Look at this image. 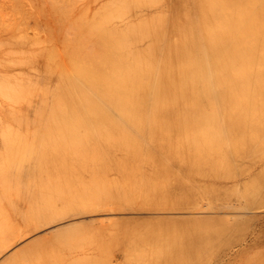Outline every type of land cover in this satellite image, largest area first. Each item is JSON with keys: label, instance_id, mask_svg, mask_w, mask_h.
Masks as SVG:
<instances>
[{"label": "rangeland", "instance_id": "374dc122", "mask_svg": "<svg viewBox=\"0 0 264 264\" xmlns=\"http://www.w3.org/2000/svg\"><path fill=\"white\" fill-rule=\"evenodd\" d=\"M92 1L93 0H75V1L74 0H70V1L69 0L67 1L66 0H0V172L2 171L1 173H4L3 176L0 173L1 174L0 176H2V178H0V187L1 185L3 186L6 185L5 189H3L4 188L3 186L1 187L2 190L0 189L2 191V192L0 191L1 192L0 193V196H1L0 198V220H1L0 222V264H264V113H262L264 112L263 111L264 110L263 109L264 108L263 107L264 98L263 99L260 98L259 103H257L260 105V102L262 101L263 103L262 111L260 112L259 110L261 107L260 108L256 107L259 109L257 110L254 109L255 111H253V114L256 111H258L256 112L258 113L257 116L260 115L258 118L256 117V115H254L256 117V118L254 117L255 119L253 118V116L250 115L251 111L249 112V110L248 111L246 110L247 112L245 111V114H244L245 118L243 117V115L239 116V114H241L239 113V111L238 112L236 111L237 113H235L234 112L235 110H233L234 114H232L233 112L230 111L231 110L230 107L228 109L229 112L227 111V114H226V112L223 111V109L225 110L224 107H226L227 105L226 106L222 105L223 102L220 101L222 99H217V97L216 99L214 98L213 105L211 103L212 100H208L209 103H211L209 104L210 107L214 106V104L217 103V105L215 104L214 107H211V112L208 111L210 110L209 109L210 107L207 108L208 106L207 100H202L204 104H205V101L207 103V106L206 104L205 105L202 104V107L204 105L207 109H204L205 111H199L195 109V111L197 112V115H196V112H193V115H192L191 113L192 111L187 112V113L184 112L186 114L189 113V115H185V114L183 115L182 113H181L182 115H180V113L176 114L173 112L172 113L167 112L164 115L163 114L160 115V114H150L149 112L148 113L149 116H146L148 115L147 114L148 111H146L145 114H143V112L140 114L138 112H137L138 114L135 112V115L133 114L134 116L125 115L124 117L123 115L120 116L119 114H116L113 111H110L108 114L107 113H103L102 115L99 114L98 115L99 117H97V115L85 114L84 118H87L85 122L89 121L90 123L89 125H91L88 127L86 123L87 128L84 126L87 129L86 130L84 128L86 130L85 136L90 137L89 134L91 131V134L94 137H96L95 135L99 137L100 135L99 132H101L102 135H104L103 133L106 134L108 132L109 137H110V133L112 131L114 134L111 133L113 135H111L112 138L110 139L114 140L115 136L116 137L119 136L118 138L115 137V139L121 140L124 137V140L128 141L125 143V141L122 140L124 144H127L128 146L130 144L129 147L128 146H124V147L126 149L135 150V152H137V155L124 156V152L121 149L116 148V150L113 149V155L111 154L112 156L110 155L105 156L103 153H100L99 149H98L99 153L96 154L97 152L95 151L99 147L97 145L96 146L91 145L87 147L89 153L87 151L83 152L84 150H87L86 147H83L85 148L82 151V153H85V154H82L83 158L81 157V153H80L81 152L80 150L82 148L78 150L80 151L79 156L82 159L80 157H77L76 160H72L70 158L72 156L74 157L76 155L78 156V154L76 155L73 154L69 156V154H72V153H68L69 150L71 151V149H69V146H71L70 143L74 142L75 140L77 142H80L78 139L79 136H83L84 139L86 140L85 136L81 135L83 134V131H85L82 128L83 126L79 125L81 129L78 126H76L81 131L77 129L76 127L70 128V126L73 125L74 117H71L73 113L69 114V110H67L69 109L68 107L69 105L65 101V94L63 93L64 89L62 88V84L65 83L66 82L65 79L68 78V77H64V73L66 72L65 70L66 69L68 70L69 66L72 64V61H71L70 65L67 68V65L71 59L69 56L70 54L69 53L70 52L69 51V48H70L69 41L71 40L73 36L72 34L73 32L71 33L72 31L71 29H74V28H70L69 26L71 25L70 20H75L76 19L75 17L78 16L77 20H75V21H78L79 18L82 19L81 13L84 12L82 14L84 15L87 12L86 15L90 13L89 14L90 17H88L89 15L86 17H88L90 20L92 19L93 21L94 18H96L95 16L96 15L98 16V14L102 12L103 7L105 6L107 7V4L111 5L112 4L111 2H113V0H110V1L109 0H103V1L94 0L93 2ZM99 1H101V3ZM117 1H114V2L117 3ZM119 1L121 3L126 2L127 5L129 4L127 6L126 3L125 5L121 4L120 2L117 3V5L120 4L119 8L122 5L120 10L122 9L127 10L125 12H129V15L127 14L128 15L127 16L124 11L123 13L122 11H120V13L118 12L120 14L119 16H118V13H116L118 18H113L116 16L113 13L112 14L113 17L109 18L108 21L110 22L111 21L110 19H113V22L114 21L115 22L114 23L112 22V23L116 25V28L121 25L120 26V28L122 27L121 30L125 28L123 24L121 23L125 24L126 21H129V23L127 22L128 24H125L126 26V25H129L131 21V24H130L131 26L129 25L127 26L128 28L127 27L126 28L128 30H131L132 27H133L132 30L135 28V30H133L134 31L133 33L134 34L137 33V36L139 35L138 36L139 39L136 40L135 38L136 42L138 41L140 42V47L141 45L142 46L145 44L148 45L149 46L148 49H150V45L152 44H150L151 41L150 43L149 42L147 43V41H149L150 37L152 36L154 37V35H157V34L159 35L160 33V32H155V30L157 31L156 27L158 26V23L159 25L161 24L163 25V26L161 25V28L163 27L162 29L159 26L160 30L158 29V31L162 30L161 33L162 34L165 33L162 39L166 38V40L165 41L162 40L161 42L162 44H160V45H164L163 42H167L169 38L167 36L171 37L176 32V30H173V29L172 30L174 33L172 32V30L170 31V27H169V26H173L175 23L174 21L175 18H173L174 16L178 14L177 17L179 16L181 19L184 18L182 20L186 22L189 20V17H190L191 21L189 20V22H191V25L193 26V23H194L195 26L196 25L198 26L200 23L196 24V22H199L197 21L196 18L199 19L200 17L199 12L202 11V9L204 8L202 6H201L202 8L197 6V8L199 9L197 8H195L196 10L193 9V7H196L197 5L194 2V0H187V2L184 3L186 4L187 7L185 8L184 7L185 5L182 4L178 9L173 7L171 0H168V1L167 0H164V1L156 0L157 2H159L158 4L153 3V0H148V3H150L149 5H151V3L153 4L151 5L152 7L148 5L147 0H142V1L139 0V2L141 1L140 5L137 0H126V1L119 0ZM143 1L146 3V4L144 3L145 5H142ZM166 2H167L168 7L166 6ZM160 3H162V5ZM257 3H258V0H257ZM131 4L133 5L131 6V8L133 7L134 11L130 10ZM50 5H53V6H50ZM55 5L56 7H54ZM97 5H100V7L101 6L102 7L100 8ZM117 5H115V7H117ZM146 5L149 6V9L146 8L147 7ZM257 5H259L258 7H260L259 3ZM257 5H255V7ZM49 7L52 12L50 11ZM60 7L62 9H60ZM106 7L104 9H106ZM205 7L210 8L208 4H206ZM255 7H254V4H253V7L251 5V9H252L251 11H254L253 8L255 9ZM209 8L208 9L206 8L207 11L212 10ZM158 9L159 10L161 9L160 10L161 13H159ZM181 9H183L182 10L183 13ZM187 10L189 11L188 13L190 14V16L188 15ZM203 11L205 10L203 9ZM221 11L227 13V11L223 9ZM156 12H158L159 15ZM195 12H197L196 13V15L198 14L197 16L195 15ZM213 12H214L213 14L216 15L215 11ZM91 13H92V16H93V13L94 14L97 13V14L93 16L94 18H92ZM131 13L133 17L130 16ZM133 13L136 14V16ZM152 13L154 14L156 13L155 15L157 16H154V14L151 15ZM167 13L169 14V16ZM173 13L176 15H174ZM61 14L65 15L67 18L65 19V17ZM78 14L80 15V17ZM139 14L140 15L145 14L143 15V17L145 16V18H142V16H140ZM160 14L162 15V17L160 16ZM181 14H184V15H181ZM185 14H187V16ZM221 14L224 17V14L223 13ZM252 14L254 16V13ZM50 15H52L51 19H50ZM121 15H122V18H121ZM170 15L171 16L173 15L172 16L173 20L171 19ZM249 15H251V12L249 13ZM262 16L261 18H258V19L263 18L261 20L263 21V23L257 18H255L256 23L254 22L253 19L251 21H248V24H251V26L253 25V30L251 29L252 27L250 26L251 27L250 30L252 33L251 35L254 36L255 33H257L258 30L256 29L257 27L260 26V24H263L261 26L264 27V16L263 17ZM138 17H140V19ZM150 17L154 18L155 22H154V19L152 18L150 19ZM158 17L159 19L160 18L162 19L161 22L159 21ZM225 17H227V14ZM250 17L254 18L252 16ZM168 18L174 21V23L171 21L173 25H170L172 23L170 22V19ZM122 19L123 21L124 20L126 21L123 22ZM136 19L137 20L139 19L138 21L140 23L141 21H143L141 23L142 25L136 24L137 22ZM66 20L69 23L66 22ZM118 20L120 22H117ZM182 20L178 21L179 24H182ZM109 22L107 23L109 24L108 26L110 27L113 24L110 22L112 24L110 25ZM189 22H187V24L190 25ZM107 23H106V26H107ZM132 23L136 24L134 26L139 25L137 27H139L140 29L137 30L136 29L137 27L132 26L133 25ZM155 23H157L156 26H155ZM183 23L185 24V22ZM165 24H166V27L164 29ZM115 25L113 26L115 27ZM140 25L143 29L140 27ZM241 26H242V23L240 24V27L239 26L238 27L241 29L242 28L244 29V26L246 25H244L243 27ZM67 27L69 28V30ZM198 27L200 28V25ZM198 27L196 28V30L199 29ZM146 28L148 31L146 30ZM229 28L230 27H228V29ZM239 28H235V30L237 29L239 31ZM128 30L125 29L124 30L125 33L123 32L121 35L122 36L125 35ZM142 30L144 32H142ZM237 30L234 33L238 32ZM117 31H119L118 33L120 35L121 31L120 30H117ZM168 31L172 32L170 33L171 35L170 34L167 35ZM261 31L264 32L263 30ZM140 32L142 34H140ZM151 32H154L153 35L150 34ZM177 32L175 33V36ZM207 32L209 33L210 30ZM211 32L214 33L213 31ZM262 32L260 33L262 34ZM130 33L131 35H133L132 31ZM130 33L128 31L126 35ZM143 33H145L147 36L149 34V37H147ZM187 33L189 32L187 31L185 33L187 36L186 38L188 37L190 38V35L189 34L187 35ZM229 33L232 34L230 31ZM260 33L258 32V34L256 35H260ZM199 34H201L200 30H199ZM241 34H244V33H241ZM248 34L250 33H247V35ZM140 35L141 36L143 35L144 38L141 37ZM175 36L174 37L172 36L173 41L175 40ZM132 37H134V35ZM247 37L248 36H245V39ZM141 39H143L142 42H141ZM133 40H130V41H133ZM152 40H154V38ZM173 41L170 40L169 42H173ZM134 42L133 43L131 42V43L134 44ZM138 43H135V45L139 46ZM88 46L89 48L91 47V45H88ZM148 46H145L146 48L145 47H142V48L147 49ZM59 47L62 49H60ZM133 48L136 49L135 46ZM230 48L233 49L232 47ZM56 49H58L59 51ZM236 49L240 50L239 47ZM137 51L139 50L137 49L136 52ZM58 52H60L61 54L62 53L64 54L61 55ZM157 53L160 54L161 51L160 53L159 51L156 52V57H158ZM50 54H51V57H50ZM66 54H68V57ZM52 55H54L55 57H53ZM66 57L68 59L70 58L68 63L65 60L67 59ZM161 57H158V59H160ZM49 60L50 62H48ZM52 62L55 63V65L57 63L58 68H59L58 66L59 63L61 66L63 63L62 69L59 68L60 70H62V71L59 70L60 75L62 74L61 76H59L58 68L55 69L54 67H52V66H55V65H52ZM236 64H233L234 66L233 65L230 66V69H228V71H231V72H229V74H232V71H234L233 69H235L236 67H239L238 66L239 64L238 65ZM156 65H157V62H156ZM48 67H51V68L49 69ZM260 67L261 66H259L258 68L261 69L262 67L261 68ZM254 68L255 66L253 67V69L251 68L252 71H250V73L252 72L253 74V71L256 70ZM51 69L53 70L52 73L50 71ZM70 69L71 68H69V72H68L69 75L71 73ZM236 69L235 71H238V69L240 70V68H236ZM210 70L213 71L214 69L213 70L209 69L208 72H211ZM56 71H57V74L55 73ZM65 74H66L65 76H69L67 72ZM246 74H249V73L247 72ZM251 76L252 75H248L247 76L248 78L246 77V81H247V82L245 81L246 83L237 82L236 84L239 87L235 84V86L237 87V89L236 88L235 89L238 90V88L242 87L244 84H246L245 86L246 88L248 87L250 89L251 87V91H252V88L254 87V86L252 87L251 84H254V85L257 84L255 88L257 87L259 89L258 86H261L263 89L264 82L261 83L259 80V82L257 83L255 82L256 83L255 84L252 82V79L254 78V76H252V79H249L251 78ZM56 80L58 82H56L55 85L57 83L58 84L54 86V82ZM261 80L264 81V79H261ZM248 82H250V84ZM210 83L212 84L211 81ZM258 83L259 84L261 83V85H258ZM31 84L32 86H30ZM41 85H42V91H40ZM58 85H60L59 89L56 88L55 90V87H58ZM212 85H209L210 88L213 87L215 90L216 85L214 86ZM231 85L234 86V84H230V86ZM232 86H231V89H232ZM261 87L259 91L263 92L264 89L262 90ZM39 88L40 90H38ZM57 89H58V92H60L62 95V99L60 100L61 102L59 101V97L61 95L58 97L55 96L56 98L55 97L53 98L52 96L57 93ZM243 89H241L240 92L238 91L239 92V94H237L238 96L242 94L241 92L244 91ZM33 92H35L37 96H35ZM32 93L34 94V96ZM248 93H249L248 97H250L249 96L251 93L250 90ZM42 94H44V96ZM259 94H262V93H258V95ZM242 96H239V97H242ZM42 97H44L43 100L46 98L47 99L44 101L43 100L41 101V99L39 98H42ZM251 97H253V95ZM258 97L259 96L256 97V102L258 101L257 100ZM262 97H264V94ZM227 98L228 97H226L225 99ZM242 98H241V103L244 101L242 100ZM55 99L57 103H60V105H62L61 103H63L62 106H65L64 108H66V110L63 107L59 108L58 110H64V112L67 111L65 115L69 114L71 116H65L63 111L61 112L57 111V113H60V114L58 117H55L54 115H58V114H56V111H54V109L52 111L50 109V114H49L48 108H52L51 105L53 104ZM237 99L236 101L234 99H230V101H227V102H229L232 106L231 100H233L232 102L239 103L237 102ZM249 99L247 98V100ZM38 100H40V102L42 103V104L40 103L41 107L39 106V103H37ZM33 101L35 102L36 105L33 104L34 103ZM57 103L54 106L59 107L60 105L58 106ZM201 103L199 102L200 106H201ZM229 103L228 105L230 106ZM37 104H38V107H40L41 111L43 107H45V111L43 110L44 112L42 111L41 113L39 112L40 111L39 110L38 111L39 113H37L36 112V110L38 109V107H36ZM237 105L235 104L234 106H237ZM240 105L238 107L242 109ZM46 106H48V108H46ZM213 109L214 110L216 109L215 112H213L214 111ZM45 112H46V115H45ZM52 112L53 114L55 113L53 115L55 119L52 118L51 116ZM198 112L201 115H199ZM34 113H36L37 116L40 115L41 113L42 118H41V115L40 117L39 116L37 117L36 114ZM61 113L63 116H61ZM203 113H205L206 115ZM211 113H213L214 115ZM228 113H231V114H228ZM21 115L23 116L22 118H21ZM26 115L28 117H26ZM75 115H77V117L75 116L77 121L79 119H80V122L85 120L83 118L84 116L83 114H80V115L75 114ZM50 116L53 120L50 118ZM92 116H95V117H92ZM128 116L129 117L131 116L132 118H129ZM135 116L136 118L133 121V118ZM160 116H162L161 117L162 120L165 121L163 124L161 120L160 122L158 120V119H161ZM80 117L83 118V120ZM102 117L104 118L105 121L106 119L107 121L109 120L108 122L106 121L107 123L106 127L109 128L110 125L108 123H110L111 129H105L106 127L103 126L105 125V123L103 122ZM152 117H155L154 120ZM227 117L228 118L230 117V119L227 120L228 119ZM241 117L242 119L244 118V120L246 121L241 120ZM33 118L35 119V121ZM39 118L41 119V121ZM57 118H61L62 120L61 119L57 120ZM137 118L139 122H142V120L144 119L145 121L144 120L143 121L145 122V124L147 122L148 123L150 122V118H152V121L158 120V122L160 123L158 126L161 128V129L158 128V130L160 132L162 131L160 134L163 137V141L164 140L167 141L169 138L170 141H168L169 143L166 142V144L168 143V145H171V146L173 145L172 144L173 142L174 145L178 147L176 143L179 140L181 141V145H182L183 144L182 142H188L189 140L194 139V137L197 140L200 139L199 141L202 140L201 142L205 146V144L206 145L208 144L205 143L204 139H206V141H209V139L212 138L210 142L214 140V144H212L211 146L213 147L216 146L213 148V151L212 149L211 150L209 149L210 152H212L211 155L213 158L209 154L201 153V156L197 157L196 155V158L194 159L195 155L194 156L192 155L193 152H190V151H187V152L184 151L185 153L180 152L181 150L179 149L180 150L179 151L178 148L177 147L175 148V146L173 145V149H174L173 154L179 155L181 159L180 160H175L173 158L169 159L170 157L166 156L167 154L165 155V153H167L165 152L167 151L166 147L161 150L157 148L156 149L153 148L150 142L148 143V141L147 142L145 141L146 137L144 138L143 134L140 135V132H138L139 134H137V130L133 129L132 123L129 124L128 119H130V121H133L134 123H137ZM36 119L37 120L39 119L38 120L39 122H37ZM96 119H97L96 122H98L99 124H101L100 122L104 124L98 126V123L95 122ZM60 120L63 124L60 123ZM92 120L94 121V125H93ZM111 120L113 122L119 121L117 122L118 124L114 122L118 126L117 125L114 126L111 123L112 122ZM239 120H241V122ZM22 121H23V124H22ZM50 121L52 125L49 124ZM77 121H74V122L76 123ZM260 121L262 123H260ZM44 122L49 124V126L47 124L45 125ZM70 122H72V124ZM168 122L170 123L168 124ZM257 122L260 124H258ZM119 123L122 125L124 124L123 125L124 127H121L122 125L119 126ZM171 123L173 124L175 123V125L173 124L171 125L174 129L170 126ZM60 124L62 125L60 126ZM229 124L231 126L233 124L235 128L231 127ZM235 124H237V126H235ZM25 125L26 126L28 125V126L26 127ZM34 125L37 131L33 129ZM68 125L69 127L67 128ZM75 125H78V123ZM112 125L114 129L112 128ZM175 126L177 128H175ZM61 127L62 128L64 127V128L62 129ZM93 127L95 129V132H93L94 131ZM95 127H97V129H99L100 131L99 132L98 130L96 131ZM98 127H101V129H103L104 132H102L101 129ZM239 127L240 128L242 127V128L240 129ZM37 128H40V129H37ZM75 128L79 130L81 134L78 131L74 132L76 130ZM91 128L93 129V131L91 130ZM28 129H30V131ZM61 129L63 131L66 129V131L62 132ZM67 129H69V131ZM123 129L127 132L128 131L130 132V130L133 129L131 133H134V134L132 135L130 133L132 136L129 137L130 134L128 135L127 132H123ZM231 129L232 131L230 132L229 130ZM158 130L156 132H158ZM43 131L44 133L46 132L47 133L44 135ZM58 131H60V133ZM48 132H51V133H48ZM34 133H35V136H34ZM76 133L77 134L79 133L80 135L78 134L74 138V135ZM108 133L106 134L107 136H108ZM48 134L52 135L51 138ZM64 134L66 135L74 134V135H70L71 137L69 135H67L68 137L67 136L64 137L63 136ZM43 135L46 137H44ZM54 135L55 137L58 136L57 138H59V140L56 138V141H55ZM60 135H62L64 139L61 138ZM134 135L136 138L134 137ZM127 136L128 138H126ZM213 136H215L216 138L214 137L215 139H213ZM83 137H80L81 141L83 140ZM138 137H140V140ZM43 138H44V142H45V139L48 142L45 144H49L50 146L51 144H54L56 146V143H59L58 146L61 145L60 150L63 149L65 151L66 149L67 151H65L64 154L62 155L63 151L60 153V151L57 150L58 154L55 155L56 151L55 153L54 151L46 152V151H43L42 149L39 151L38 150L39 148H38L36 149L37 150L36 154H34L35 152L33 153L34 150H32V153H33L32 154L30 148L35 149V147L37 148L39 144L44 143L42 142ZM65 138L67 140H65ZM68 138L71 140H69ZM131 138L133 140H130ZM220 138H222L221 141H220ZM27 139L29 140L27 141ZM49 139L51 140V144L49 143ZM72 139L74 141H72ZM60 141L62 142L61 144H60ZM64 141L65 142L67 141L65 146H64ZM141 141L142 142L145 141V142L142 143ZM180 141L178 143H180ZM219 141L220 143L221 142L222 143L220 144ZM229 141L231 145L238 141L239 142L241 141L242 143L239 144L238 142L237 149L234 148L236 146L235 144L233 148L236 149V151L232 152L231 150L233 148L230 147ZM36 142H39V143H36ZM246 142H247V145H245ZM145 143L149 144V146L145 145ZM124 144L122 143V146ZM133 144H135V146H132ZM88 145H89V142H88ZM42 146L48 147V145H44V144L40 145V147ZM50 146H49V150H51ZM146 146L151 148L150 151L153 150V152H155L153 157H150L148 154H146L147 153ZM21 147L23 148L22 149L23 153H20ZM206 148L205 150L207 152L208 148L207 149ZM27 149L28 151L26 152ZM72 149H75V148L72 147ZM76 150L74 151L78 153V151ZM40 152L43 154L42 155L40 154L39 156H37ZM26 153L28 154L26 155ZM21 154L23 155L24 158L21 156ZM15 155L20 158L18 157L16 158ZM164 155L165 157L162 159ZM26 156L27 157L30 156L27 158L28 159L27 161L25 160ZM32 156H33V159L31 158ZM102 156L104 158H102ZM115 156L119 157L120 161ZM38 157L40 159V163L42 166H43L42 160L44 159V163L46 165V169H45L46 172H44L45 174L41 173L44 171V169L43 171L40 170L41 171L40 173L38 170H37L38 173L35 170L36 175L34 174L32 175V172L34 170L32 171L30 169H32L33 164L37 162L36 158ZM166 157H169V158H166ZM15 159L16 160L18 159V162ZM24 160L28 163H26ZM14 162L18 166H20L22 163L24 165L23 166L24 169L22 168L21 170L20 168L17 170L16 168H19V167H17L14 164ZM31 162L33 163L32 165H30ZM12 163L14 166H16V168H14V166L11 165ZM24 163H26L27 165ZM7 164L9 167L7 166ZM27 166H28V169H27ZM42 166H41V169L44 167ZM54 166H56L57 169H55L56 167ZM248 166L250 168H248ZM5 167L7 170H9V172L5 169ZM4 169L6 170L7 174L4 172ZM25 169H26V173L23 171ZM19 170L22 171V172L20 171L22 174L25 173L29 175V177L27 175L26 176L23 175L22 177ZM30 173H31V177H30ZM12 174L15 176H13ZM5 175H7L6 178L9 175V179L11 178L10 181L14 183L8 181V178L6 180V183H2L1 180L3 179V177H5ZM16 175H18L17 179H16L17 177ZM41 175L43 176L40 177ZM47 175H49V177ZM57 175L59 177V179H57V186L55 185L56 187L49 194V190H50L49 187H51L54 183H56L55 178ZM33 176H36V177L33 178ZM46 176H47V179H46ZM20 179H22V181ZM48 179H50L51 182L48 181L46 183L45 181H47ZM4 180L5 179H3V181ZM24 181L25 183L28 182V184L26 185ZM36 181L37 183H40V184L38 185ZM9 183H11V185ZM43 183L44 185L48 183L50 184L48 185L49 187L45 185V187H48L49 189L48 192H45V191L39 192L42 189L47 190V188L45 187L42 188ZM32 184L33 186L35 184L36 186V187L34 186L35 189H32L33 186L29 187V185H32ZM103 184L104 186H102ZM22 185H24L25 187H23ZM60 187L61 188L63 187V190L65 189L64 191L66 193L63 192V190ZM102 187H105V189H103ZM59 188L61 192L59 191ZM66 188L70 189L68 190L70 194L67 192ZM94 188L96 189L98 188L99 190L98 189L96 190ZM101 189L102 191L104 190L103 191L104 193L106 192L105 197ZM108 189H110L109 192H108ZM116 190L118 191L116 192ZM129 190H131V192ZM62 192L63 194H61ZM98 192L100 193L102 192V193L100 194ZM32 194L35 197L32 196ZM46 194L47 196L49 195L50 197L49 196L47 197ZM59 194L61 195V197L58 196ZM43 195H45L48 198V202H46L47 199ZM54 195H57L58 197L56 196L54 198ZM39 199H40L41 204L39 203ZM43 201L46 202V204ZM64 202H66L67 206L65 205ZM32 204H35V206L37 205L35 209L33 208L34 206ZM64 207H67V208H64ZM71 208L74 210H72ZM55 211L57 212L55 213ZM28 243L30 245L27 248L26 246L28 245ZM25 244H26L25 246L26 248L22 249V246H24ZM160 244H162L163 246ZM17 248L21 249V251L19 250V252L14 253L17 250ZM129 255H131V257H129Z\"/></svg>", "mask_w": 264, "mask_h": 264}, {"label": "bare ground", "instance_id": "6f19581e", "mask_svg": "<svg viewBox=\"0 0 264 264\" xmlns=\"http://www.w3.org/2000/svg\"><path fill=\"white\" fill-rule=\"evenodd\" d=\"M67 1V0H66ZM70 1V0H69ZM75 1V0H74ZM94 1V0H93ZM92 1V2H93ZM103 1V0H102ZM110 1V0H109ZM114 1H117V0H113V2H111L110 4L111 5H108L107 4V7H106V9H104L105 7H103V9H102V12L100 13V14H98V16L96 15V14H94L93 13V16H95L96 18H94L93 16H92V13H91V17L92 18H94V20L92 21V19L90 20L88 17H90V13L88 14V15H86V13L84 14V15H82L83 13H81V16H82V19L81 18H79L80 19V21H79V19H78V21H75V20H77V17H75L74 19L75 20H70V18H69V20H70V24L71 25H69L70 26V28H74V29H71L72 31H71V33L73 34V36H72V38H71V40L69 41L70 43V48H69V56H70V61H69V59L67 58L68 57V54H66L67 55V59H65L66 61H67V63H68V61H69V63H68V65H67V63H66V65H67V68H68V66L70 65V63H71V61H72V66L70 65L69 66V68H71L70 69V75L68 74V72H69V68H68V70L66 69H64L66 72H67V74L69 75V76H65L66 74V72L64 73V77H68V78H64L65 80H66V82L65 83H63L62 84V88L64 89V94H65V101H66V103L69 105H67L68 107H69V109H67V110H69V114L70 113H73L72 114V116L71 115H65V113H67V111H65L64 112V110H58L59 108H64L65 106H62L63 105V103H61L62 105H60V103H57V101H56V99H55V101L53 102V100H52V102H53V106L51 105V107L52 108H48V106H46V108H48V110H49V114H50V109H51V111L54 109V111H56V114H58V115H54L53 114V112H52V114H51V116H52V118H54L53 117V115L55 116V117H58L59 116V114L60 113H57V111L59 112H61V111H63L64 112V115L65 116H71V117H74V121H77L76 120V117H77V115H75V114H83L84 116H83V118L85 117V114H90V115H97V117H99L98 115L100 114V115H102L103 113H109L110 111H113V112H115L116 114H119L120 116L121 115H123V117L125 116V115H135V112L137 113H142L143 112V114H145L146 113V111H148L147 112V114L150 112V114H166L167 112H173V113H180V115H189V113L188 114H186L187 112H190V111H192L191 113H192V115H193V112H196L195 111V109H197V110H199V111H205L204 109H207V108H209L210 106H209V104H211L212 103V105H213V100H214V98L216 99V97H217V99H222V100H220L221 102H223V104L222 105H227L226 107H224L225 108V110L223 109V111H225L226 112V114H227V111H228V109H229V107L231 108V112H233V110H235L234 112L235 113H237L238 111H239V113H241V114H239V116H241V115H243V117L245 116L244 114H245V111L247 110H249V112L251 111V113H250V115L251 116H253V118L255 117L254 115H256V117L258 118L259 116H257V114L258 113H256V112H258V111H256L254 114H253V111H255V110H257V109H259L260 107V112L262 111V106H263V103H262V99L264 98V97H262L263 96V94H264V91L263 92H260L259 90H260V87L261 86H258L259 87V89L256 87L255 88V86H257V82H259V80H260V82L262 83V82H264V81H262L261 79H264L263 77V75H264V32H262L261 30H263L264 31V27L263 26H261V25H263V24H260V26L259 27H257V29L256 30H258L257 31V33H255V35L253 36V35H251L252 33H251V30H250V28L253 30V25L251 26V24H248V21H251L252 19L254 20V22L256 23V19L255 18H261V16L263 15L264 16V0H258V3L260 4V7H258L259 5H257L258 3H257V0H194V2L197 4L196 5V7H193V9H195V8H197V6L198 7H200V8H202V7H204L203 9L205 10V11H203V9H202V11H200L199 12V19L198 18H196L197 19V21H199V22H196V24H199L200 25V28L196 25L195 26V24L193 23V26L191 25V22H189V20H190V14L188 13L189 11L187 10V13H188V17H189V20H188V18H187V22H189L190 23V25L189 24H187V22L186 21H184V20H182V19H184V18H180L179 16V18L177 17V15L176 14H174V15H176V16H174L173 18H175V23H174V21H172L173 20V18H172V16H171V19L170 18H168V19H170V22L172 21L173 23H174V25H173V23L172 24H170V25H173V26H169L170 27V31L173 29V30H176V32L177 31H179V32H177V34H176V36H175V33L173 32V30H172V32L174 33L172 36L174 37L175 36V40L173 41L172 39H173V37L171 38L170 36H167V37H169L168 38V40H167V42H163V44L164 45H160V44H162L161 42H162V40H166V38L164 39H162V37H163V35L165 34L164 32V34H162L161 33V31H158V29L160 30V28H161V25H159V23H158V26L156 27V29H157V31L155 30V28H154V30H155V32H160L159 33V35L157 36V35H154V40H152L153 38L152 37H150V39H149V41H147V40H145V41H147V43L149 42L150 43V41H151V43L150 44H152V45H150V49H148L149 48V46L148 45H141V47H140V42L138 43V42H136V40L137 39H139L138 38V36H137V33H133L134 31L133 30H135V28L132 30V28H131V30H128L127 28V26H129L130 24H131V21H130V24L129 25H126L125 26V24H128L129 23V21H126V20H124L123 21V19H122V21L123 22H125L126 21V23L124 24V23H121V24H123V26L125 27H123L124 29H122L121 30V28H120V26H118L117 28H116V25L115 24H113L114 22H113V19H110L111 21V23L113 24V25H115V27L108 21V19L109 18H112L113 16H112V14L114 13V15H116L115 17H113V18H118V16L120 15L119 13H120V11H122V13H123V11L125 12V11H127V10H120V8H121V6H120V8H119V5H117V3H119L120 1L118 0L117 1V3L116 2H114ZM121 1H126V0H121ZM138 2H139V0H137ZM136 1V2H137ZM142 1V0H141ZM140 1V2H141ZM162 1V0H161ZM164 1V0H163ZM168 1V0H167ZM62 2H64V1H62ZM91 2V3H92ZM100 3H101V1H99ZM135 2V3H136ZM140 2H139V5H140ZM171 2H172V4H173V7H175L176 9H178L182 4H184V3H186L187 2V0H171ZM193 2V1H192ZM60 3V2H59ZM67 3V2H66ZM107 3H109V2H107ZM115 3V4H114ZM121 3V2H120ZM126 3V2H125ZM125 3H121V4H123V5H125ZM134 3V4H135ZM143 4L142 5H145L146 3L143 1L142 2ZM145 3V4H144ZM147 3H148V0H147ZM153 3H159V2H157L156 0H155V2H154V0H153ZM257 3V4H256ZM65 4V3H64ZM90 4V3H89ZM99 4V3H98ZM106 4V3H105ZM132 4H133V2H132ZM130 5V10H133V7L131 8V6H133V5ZM150 3H148V5H149ZM161 5H162V3H160ZM163 4H165V3H163ZM171 4V3H170ZM206 4H208L209 6H210V8L209 7H205V5ZM253 4H254V7H255V5H257L256 7H255V9L253 8V10L254 11H251L252 9H251V5H252V7H253ZM54 5V4H53ZM53 5H50V6H53ZM67 5V4H66ZM65 5V6H66ZM84 5V4H83ZM101 5V4H100ZM100 5H97L98 7H100ZM115 5H117V7H115ZM126 5H127V3H126ZM129 5V4H128ZM127 5V6H128ZM141 5V6H142ZM151 5H153L152 3H151ZM151 5H149V6H151ZM160 5V6H161ZM185 5V6H184ZM183 6L186 8L187 6H186V4H184ZM193 5H195V4H193ZM126 6V7H127ZM135 6V5H134ZM136 6H138V5H136ZM147 6V5H146ZM149 6H147L146 8H148L149 9ZM156 6V5H155ZM165 6V5H164ZM166 6H167V2H166ZM189 6V5H188ZM202 6V7H201ZM54 7H56V5L54 6ZM67 7V6H66ZM80 7V6H79ZM86 7H88V6H86ZM102 7V6H101ZM100 7V8H101ZM152 7V6H151ZM150 7V8H151ZM168 7V6H167ZM52 8V7H51ZM77 8V7H76ZM85 8V7H84ZM123 8V7H122ZM124 8H125V6H124ZM135 8V7H134ZM137 8V7H136ZM145 8V7H144ZM185 8H184V10H185ZM209 8V9H212L213 11H215V13H216V15L215 14H213L214 12L212 11V10H209L210 11V13H209V11H207V9ZM49 9H50V7H49ZM59 9V8H58ZM60 9H62L61 7H60ZM64 9V8H63ZM68 9V8H67ZM70 9V8H69ZM139 9H141V8H139ZM164 9H165V7H164ZM188 9V8H187ZM190 9V8H189ZM197 9H199V8H197ZM223 9V10H225V11H227V13L226 12H223V11H221V10ZM87 10H88V8H87ZM87 10H85V11H87ZM91 10H92V8H91ZM91 10H90V12H91ZM105 10V11H104ZM159 10V9H158ZM161 10V9H160ZM160 10H159V13H161L160 12ZM183 9H181V11H182ZM196 10V9H195ZM194 10V11H195ZM217 10V11H216ZM219 10H220V12H219ZM49 11V10H48ZM50 11H51V9H50ZM72 11V10H71ZM74 11H76V10H74ZM73 11V12H74ZM98 11V10H97ZM128 11H129V9H128ZM134 11V10H133ZM138 11V10H137ZM142 11V10H141ZM141 11H140V13H141ZM157 11V10H156ZM165 11V10H164ZM163 11V12H164ZM177 11V10H176ZM175 11V12H176ZM52 12V11H51ZM92 12H94V11H92ZM119 12V13H118ZM136 12V11H135ZM154 12H155V10H154ZM166 12V11H165ZM186 12V11H185ZM184 12V13H185ZM251 12V15H249V13ZM50 13V12H49ZM56 13H58V12H56ZM61 13H62V11H61ZM75 13V12H74ZM78 13V12H77ZM76 13V14H77ZM116 13H118V16H117V14ZM121 13V14H122ZM156 13H158V12H156ZM155 13V14H156ZM159 13H158V15H159ZM170 13V12H169ZM182 13H183V11H182ZM196 13L197 12H195V15H196ZM221 13H226L227 14V17H225L226 16V14H224V17H223V15L221 14ZM252 13H254V16H253V14ZM125 14L127 15H129V12H125ZM124 14V15H125ZM134 14V13H133ZM154 13H152L151 15H153ZM154 14V16H157V15H155ZM168 14V13H167ZM219 16H218V15ZM61 15H63V14H61ZM68 15V14H67ZM71 15V14H70ZM79 15V14H78ZM123 15V16H124ZM127 15V16H128ZM135 16H136V14H134ZM140 15V14H139ZM143 15H145V14H143ZM143 15H140V16H142V18H145V16L143 17ZM181 15H184V14H181ZM186 16H187V14H185ZM193 15V14H192ZM198 15V14H197ZM196 15V16H197ZM222 15V16H221ZM48 16H49V14H48ZM52 15H50V19L52 18L51 17ZM55 16V15H54ZM64 17H65V19L67 18L65 15H63ZM69 16V15H68ZM74 16V15H73ZM86 16H88V17H86ZM111 16V17H110ZM131 17H133L132 16V13H131V15H130ZM148 16V15H147ZM153 16V17H154ZM160 16L162 17V15L160 14ZM167 16V15H166ZM168 16H169V14H168ZM167 16V17H168ZM214 16V17H213ZM217 16V17H216ZM250 16H252V17H254V18H251ZM262 16V17H263ZM57 17V16H56ZM79 17H80V15H79ZM149 17V16H148ZM147 17V18H148ZM89 20H88V19ZM121 18H122V15H121ZM120 18V19H121ZM128 18H130V17H128ZM137 18V17H136ZM139 19H140V17H138ZM152 17H150V19H151ZM119 19V20H120ZM126 19H127V17H126ZM138 19V20H139ZM152 19H154V18H152ZM158 19H159V17H158ZM263 19V18H262ZM262 19H258V20H262ZM54 20V19H53ZM117 20V19H116ZM117 21V22H120V21ZM130 20V19H129ZM137 20V19H136ZM137 20V22H136V24H141L143 21H141V23L139 22ZM144 20V19H143ZM157 20V19H156ZM180 20H182V24H179V22L178 21H180ZM194 20V19H193ZM55 21V20H54ZM133 21V20H132ZM135 21V20H134ZM150 21V20H149ZM159 21L161 22L162 21V19L160 18L159 19ZM166 21H167V19H166ZM165 21V22H166ZM191 21V20H190ZM259 21V22H260ZM50 22V21H49ZM66 22H68L67 20H66ZM107 22H109L110 23V25H112V26H108L109 24L107 23ZM128 22V23H127ZM139 22V23H138ZM145 22V21H144ZM152 22V21H151ZM154 22H155V19H154ZM177 22H178V24H177ZM183 22H185V24L183 23ZM253 22V23H254ZM262 23H263V21H261ZM260 22V23H261ZM51 23V22H50ZM52 23H53V21H52ZM69 23V22H68ZM67 23V24H68ZM106 23H107V26H106ZM147 23V22H146ZM164 23V22H163ZM181 23V22H180ZM236 23H238V24H236ZM242 23V26L241 27H243L244 25H246V26H244V29L242 28H239L240 27V24ZM133 25L132 26H134V25H136L135 23H132ZM150 24V23H149ZM156 24L157 23H155V26H156ZM234 24V25H233ZM244 24V25H243ZM258 24V23H257ZM256 24V25H257ZM118 25V24H117ZM142 25V24H141ZM141 25H140V27H141ZM144 25V24H143ZM255 25V26H256ZM131 26V25H130ZM137 26H139V25H137ZM137 26H134V27H137ZM145 26H146V24H145ZM149 26V25H148ZM153 26V25H152ZM159 26H160V28H159ZM163 26V25H162ZM232 27L230 30L228 29V27ZM235 26V27H234ZM239 26V27H238ZM251 26V27H250ZM127 27V28H126ZM154 27V26H153ZM165 27H166V24H165V26H164V29H165ZM199 28V29H197L196 30V28ZM234 27V28H233ZM248 27V28H247ZM68 28V27H67ZM113 28V29H112ZM115 28H116V30H115ZM119 28V29H118ZM142 28V27H141ZM148 28V27H147ZM147 28H146V30H147ZM150 28V27H149ZM163 28V27H162ZM161 28V29H162ZM235 28H239V31L238 32H236V33H234L236 30H235ZM128 30L129 31V33L132 31V34L134 35V37H132L133 35H131V33L130 34H128V35H126L127 33H128V31H127V33L125 34V35H121L123 32H124V30ZM137 30L138 29H140L139 27H137L136 28ZM143 29V28H142ZM215 31H214V30ZM216 29H218V30H216ZM241 29V30H240ZM68 30H69V28H68ZM117 30H120L121 32H120V35H119V31H117ZM136 30V31H137ZM154 30H152V31H154ZM168 30H169V28H168ZM199 30H200V33L202 34H199ZM202 30V31H201ZM210 30V32L211 31H213L214 33H208L207 31H209ZM66 31V30H65ZM135 31V32H136ZM148 31V30H147ZM189 32V33H187V35L189 34L190 35V38L188 39V38H186L187 36H186V32ZM229 31L232 33V34H230L229 33ZM233 31V32H232ZM249 31V32H248ZM75 32V33H74ZM142 32H144L143 30H142ZM172 32H169L168 31V34L167 35H169L170 33H172ZM185 32V33H184ZM244 33V34H241V33ZM258 32L260 33V32H262V34L260 33V35H256V34H258ZM125 33V32H124ZM147 33V32H146ZM153 33L154 32H151L150 34L151 35H153ZM179 33V34H178ZM240 33V34H239ZM247 33H250V34H248L247 35ZM67 34V33H66ZM140 34H142L141 32H140ZM143 34H145V33H143ZM146 35V34H145ZM144 35V36H145ZM171 35V34H170ZM201 35V36H200ZM69 36V35H68ZM141 36V35H140ZM147 36V35H146ZM145 36V37H146ZM245 36H248L246 39H245ZM251 36V37H250ZM141 37H143V35L141 36ZM147 37H149V34H148V36ZM146 37V38H147ZM156 37V38H155ZM128 38V39H127ZM135 38H136V40H135ZM144 38V37H143ZM152 38V39H151ZM64 39V38H63ZM66 39V38H65ZM135 40V42H134V40ZM204 41H202V40ZM130 40H133V41H130ZM142 40L143 39H141V42H142ZM173 41V42H169V41ZM254 40V41H253ZM258 40H259V42H258ZM67 41V40H66ZM154 41V42H153ZM203 42V44H202V42ZM134 42V44H132V43ZM135 43H138L139 44V46L138 45H135ZM142 44V43H141ZM144 44V43H143ZM88 45H91V47L89 48V46ZM54 46V45H53ZM56 46V45H55ZM66 46V45H65ZM64 46V47H65ZM135 46V48L136 49H134L133 47ZM145 46H148L147 47V49H145L146 47ZM233 46H235V47H233ZM88 47V48H87ZM140 49H139V48ZM142 47H145V48H142ZM152 47V48H151ZM230 47H232L233 49H231ZM240 48V50L239 49H236V48ZM55 48V47H54ZM60 48V47H59ZM247 48H249V49H247ZM60 49H62V48H60ZM64 49H66V48H64ZM93 49V50H92ZM139 50V51H137L136 52V50ZM231 49V50H230ZM56 50H58V49H56ZM55 50V51H56ZM135 50V51H134ZM59 51V50H58ZM63 51V50H62ZM159 51V53H160V51H161V53L160 54H158V57H161L160 59H158V57H156V52H158ZM154 52H155V54H154ZM58 53H60V52H58ZM64 53H65V51H64ZM64 53H62V54H64ZM55 54H57V53H55ZM61 54V53H60ZM61 54V55H62ZM53 57H55L54 55H52ZM60 56V55H59ZM50 57H51V54H50ZM61 58V57H60ZM52 59V58H51ZM50 59V60H51ZM50 60L48 61V62H50ZM53 60V59H52ZM60 60V59H59ZM54 61V60H53ZM55 62V61H54ZM56 62H57V60H56ZM62 62V61H61ZM156 62H157V65H156ZM65 63V62H64ZM237 63V64H236ZM233 64H236V65H238L239 67H236V68H240V70L238 69V71H235V69H233L234 71H232V74H229V72H231V71H228V69H230V66L231 65H233ZM52 65H55V63H53L52 62ZM51 65V66H52ZM49 66V65H48ZM59 68L60 69H62V66H63V63H62V66L60 65V63H59ZM61 66V67H60ZM234 66V65H233ZM232 66V67H233ZM255 66V68L254 69H256L255 71H257V72H255V71H253V74H252V72L250 73V71H252V69H253V67ZM257 66V67H256ZM259 66H261L262 68H263V70H262V68L261 69H259L258 67ZM52 67H54L55 69L56 68H58L57 67V63H56V65L55 66H52ZM49 69L51 68V67H48ZM58 68V73L60 72V71H62V70H60ZM74 68V69H73ZM252 68V69H251ZM46 69V68H45ZM209 69H214L213 71H211V72H208L209 71ZM47 70V69H46ZM60 70V71H59ZM73 70V71H72ZM217 70V71H216ZM237 70V69H236ZM249 70V71H248ZM262 72H261V71ZM45 71V70H44ZM51 71V73H52V69L50 70ZM260 71V72H259ZM48 72V71H47ZM249 73V74H246V73ZM56 74H57V71L55 72ZM63 73V72H62ZM255 73V74H254ZM45 75V74H44ZM62 75V74H61ZM60 75V73H59V76H61ZM248 75H252V76H254V81H253V79H252V76H251V78H249V79H252V82L253 83H255L256 85H254V84H251L252 85V91H251V87H250V89L247 87H245L246 86V84H244L242 87L244 88H242V87H240L241 89H243L242 91L243 92H241L242 94L241 95H239V96H242V97H239L237 94H239V92H240V88H238V90H236L237 89V87L235 86V84L238 82H245L246 81V77L248 76ZM58 77V76H57ZM56 77V78H57ZM61 78V77H60ZM59 78V79H60ZM248 78V77H247ZM38 79V78H37ZM22 80V79H21ZM47 80V79H46ZM63 80V79H62ZM248 80V79H247ZM30 81V80H29ZM61 81V80H60ZM210 81L212 82V84L210 83ZM250 81V80H249ZM26 82V81H25ZM56 82H58L57 80L54 82V86H56L55 85V83ZM214 82V83H213ZM247 82V81H246ZM245 82V83H246ZM251 82V81H250ZM250 82H248L249 84H250ZM36 83V82H35ZM38 83V82H37ZM261 83L259 84L258 83V85H261ZM60 84V83H59ZM230 84H234V86H232V89H231V86H230ZM35 85V84H34ZM40 85V84H39ZM43 85V84H42ZM42 85L40 86V88H41V90H40V88L38 89V90H40V91H42ZM46 85V84H45ZM209 85H212V86H214V85H216L215 87V90H214V88L213 87H211L210 88V86ZM237 85V84H236ZM264 85V84H263ZM30 86H32V84L30 85ZM238 86V85H237ZM29 87V86H28ZM59 87H60V85H58V87H55V90H56V88H58L59 89ZM234 87V88H233ZM239 87V86H238ZM38 88V87H37ZM45 88V87H44ZM50 88V87H49ZM61 88V89H62ZM236 88V89H235ZM28 89V88H27ZM31 89V88H30ZM35 89V88H34ZM47 89H48V87H47ZM54 89V88H53ZM58 89H57V93L55 94V95H52L53 96V98L56 96V97H58V96H60L61 95V93L60 92H58ZM212 89V90H211ZM246 89V90H245ZM255 89V90H254ZM261 89H262V87H261ZM264 89V88H263ZM262 89V90H263ZM36 90V89H35ZM51 90V89H50ZM248 90V91H247ZM249 90H250V97H248V92H249ZM261 90V91H262ZM27 91V90H26ZM63 91V90H62ZM239 91V92H238ZM257 93H256V92ZM36 92V91H35ZM35 92H33L34 94H35ZM53 92H54V90H53ZM246 92H247V94H246ZM255 92V93H254ZM32 93V94H33ZM258 93H262V94H259L258 95ZM34 94H33V96H34ZM39 94H40V92H39ZM246 94V95H245ZM255 94H257V95H255ZM43 96H44V94H42ZM253 95V97H251ZM260 95H261V97H260ZM30 96V95H29ZM35 96H37L36 94H35ZM257 96H259L258 98H257V102H256V97ZM55 97V98H56ZM226 97H228L227 99H225ZM231 97V98H230ZM234 97V98H233ZM28 98V97H27ZM43 98L44 97H42V98H39V99H41V101L43 100ZM46 98V97H45ZM50 98H51V96H50ZM52 98V99H53ZM234 99L235 101H236V99H237V102H239V103H235V102H232L233 100H231V103H232V106H231V104L229 103V102H227V101H230V99ZM236 98V99H235ZM241 98H242V100H244L242 103H241ZM247 98L249 99V100H247ZM260 98H262L260 101V105L259 104H257V103H259V99ZM25 99V98H24ZM47 99V98H46ZM46 99H44V100H46ZM62 99V95L59 97V101ZM226 101H225V100ZM229 99V100H228ZM254 99V100H253ZM43 100V101H44ZM49 100V99H48ZM202 100H207V102H208V106H207V103H206V101H205V104H206V106H207V108L204 106L205 104H204V102H202ZM208 100H212L211 101V103H209V101ZM224 100V101H223ZM240 100V101H239ZM246 100H247V102H246ZM30 101V100H29ZM255 101V102H254ZM34 102V101H33ZM61 102V101H60ZM64 102V101H63ZM199 102L201 103V106L199 105ZM216 102V101H215ZM37 103H39V106L41 107V105H40V100H38L37 101ZM45 103H47V102H45ZM44 103V104H45ZM56 103H57V105L59 106V107H57V106H54V105H56ZM228 103L230 104V106L228 105ZM34 105H36L35 104V102L33 103ZM42 104V103H41ZM65 104V103H64ZM202 104H204L203 105V107H205V108H203L202 107ZM216 105H217V103H215ZM215 104H214V106H215ZM237 105V106H234V105ZM256 104V105H255ZM29 105H30V103H29ZM46 105V104H45ZM241 106L242 107V109L240 108V107H238V106ZM255 105V106H254ZM258 105V106H257ZM33 106V105H32ZM214 106H211V107H214ZM34 107V106H33ZM36 107H38V104H37V106ZM40 107H38V109L36 110V112L37 113H39V112H41L42 113V111L44 110L45 111V107H43V109H42V111L40 110ZM54 107V108H53ZM211 107L209 108L210 110H208V111H210L211 112ZM238 107V108H237ZM255 107V108H254ZM256 107H259V108H256ZM264 107V106H263ZM35 108V107H34ZM200 108V109H199ZM218 108H220V107H218ZM237 108V109H236ZM36 109V108H35ZM56 109V110H55ZM65 110H66V108H64ZM239 109H241V110H239ZM244 109V110H243ZM255 109V110H254ZM264 109V108H263ZM40 110V111H39ZM70 110H71V112H70ZM214 110V109H213ZM216 110V109H215ZM215 110L213 111V112H215ZM243 110V111H242ZM39 111V112H38ZM43 111V112H44ZM140 111V112H139ZM237 111V112H236ZM240 111H242V112H240ZM246 111V112H247ZM264 111V110H263ZM46 112H47V110H46ZM46 112H45V115H46ZM184 112H186V113H184ZM229 112V111H228ZM234 112L232 113V114H234ZM260 112H259V114H260ZM41 113H40V115H41ZM137 113V114H138ZM182 113V114H181ZM202 113V112H201ZM207 113V112H206ZM217 113V112H216ZM262 113H264V112H262ZM261 113V114H262ZM34 114H36V113H34ZM49 114H48V116H49ZM198 114L199 115H201L199 112H198ZM203 114H205V113H203ZM211 114H213V113H211ZM224 114V113H223ZM228 114H231V113H228ZM247 114V113H246ZM40 115H38L39 117H40ZM44 115V116H45ZM78 115V116H79ZM110 115V114H109ZM112 115V114H111ZM133 115V116H134ZM142 115V114H141ZM191 115V114H190ZM196 115H197V112H196ZM206 115V114H205ZM214 115V114H213ZM36 116H37V114H36ZM37 116V117H38ZM51 116H50V118H51ZM61 116H63L62 115V113H61ZM76 116V117H75ZM117 116V115H116ZM146 116H149V114L148 115H146ZM153 116V115H152ZM179 116V115H178ZM216 116V115H215ZM218 116V115H217ZM249 116V115H248ZM23 116L21 115V118H22ZM26 117H28L27 115H26ZM35 117V116H34ZM92 117H95V116H92ZM107 117V116H106ZM129 117V116H128ZM140 117V116H139ZM143 117V116H142ZM150 117H151V115H150ZM162 116H160V118H161ZM165 117V116H164ZM163 117V118H164ZM226 117V116H225ZM255 117V118H256ZM41 118H42V115H41ZM44 118H46V117H44ZM51 118V119H52ZM81 118V117H80ZM83 118H81L82 120H83ZM103 118V117H102ZM127 118V117H126ZM129 118H132L131 116L129 117ZM136 118V116L133 118V121H134V119ZM144 118V117H143ZM153 118V120H154V118L155 117H152ZM152 118H150V122L148 123H146L145 124V120L143 121L142 120V122H139L138 121V118H137V123H134L133 121H130V119H128V121H129V124H131L132 123V126H133V129H135V130H137V134H139L138 132H140V135H144V138L146 139L145 141L147 142L148 141V143L150 142V144H152V146H153V148H157V149H163V148H167V151H165V152H167V153H165V155L166 156H169V157H166V158H169V159H171V158H173V159H175V160H180L181 159V157L179 156V155H175V154H173L174 152V149H173V145H174V143L172 142V146L171 145H168V141H170L169 140V138H168V140L166 141V140H164L163 141V137L161 136V132L158 130V128H160L158 125L160 124L159 122H160V120L162 121V124L165 122V121H163L162 120V118L161 119H158L159 120V122H158V120L157 121H152ZM228 118V117H227ZM245 118V117H244ZM244 118L242 119V117H241V120H243V121H246V120H244ZM254 118V119H255ZM26 119V118H25ZM24 119V120H25ZM34 119V118H33ZM40 119V118H39ZM38 119V120H39ZM47 119H48V117H47ZM51 119H49V120H51ZM55 119V118H54ZM59 119H61V118H57V120H59ZM85 120L84 121H82V122H80V119L75 123L74 121H73V125H71L70 126V128L72 127H76V126H78L79 127V125L80 126H83L82 128H83V130H85L86 128H87V126H86V123H87V125H88V127L89 126H91V125H89L90 123H89V121L88 122H85L86 121V119L87 118H84ZM99 119H101V118H99ZM98 119V120H99ZM124 119V118H123ZM123 119H122V121H123ZM140 119V118H139ZM230 119V117L227 119V120H229ZM236 119H237V117H236ZM239 119H240V117H239ZM37 120V119H36ZM37 120V122H39ZM44 120V119H43ZM53 120V119H52ZM62 120V119H61ZM61 120H60V123H62L61 122ZM103 120V122L105 123V125H103L104 127H106L107 126V123H106V121H107V119H106V121L104 120V118L102 119ZM118 120V119H117ZM156 120V119H155ZM241 120H239L240 122H241ZM27 121V120H26ZM25 121V122H26ZM34 121H35V119H34ZM40 121H41V119H40ZM70 121H72V120H70ZM93 121V120H92ZM97 121V119L95 120V122ZM109 121V120H108ZM107 121V122H108ZM112 121V120H111ZM110 121V122H111ZM217 121H218V119H217ZM234 121V120H233ZM233 121H231V122H233ZM250 121V120H249ZM248 121V122H249ZM258 121V120H257ZM115 122V121H114ZM113 121L111 122L114 126H116L118 123L117 122H119V121H117V122H115V123H117V124H115ZM126 122V121H125ZM166 122H167V120H166ZM212 122V121H211ZM214 122V121H213ZM227 122V121H226ZM251 122H253V121H251ZM251 122H250V124H251ZM27 123V122H26ZM35 123V122H34ZM43 123V122H42ZM41 123V124H42ZM45 123V122H44ZM47 123H48V121H47ZM47 123H45V125L47 124ZM53 123H54V121H53ZM57 123V122H56ZM58 123H59V121H58ZM71 124H72V122H70ZM78 123V125H75V124H77ZM96 123H98V122H96ZM101 124H99L98 123V126H100V125H102V124H104V123H102V122H100ZM170 122H168V124H169ZM219 123V122H218ZM222 123V122H221ZM228 123H229V121H228ZM233 123H235V122H233ZM258 123V122H257ZM260 123H262L261 121H260ZM260 123H258V124H260ZM22 124H23V121H22ZM28 124V123H27ZM33 124V123H32ZM49 124L50 125H52V123H51V121L49 122ZM49 124H47L48 126H49ZM63 124V123H62ZM62 124H60V126L62 125ZM66 124H67V122H66ZM109 125V128L108 127H106L105 129H111L110 127H111V124L110 123H108ZM173 123H171L170 124V126L172 125ZM177 124H178V122H177ZM38 125H39V123H38ZM43 125V124H42ZM58 125V124H57ZM75 125V126H74ZM93 125H94V121H93ZM113 125H112V128H113ZM120 125H122V124H120L119 123V126ZM124 125V124H123ZM121 126V127H124V126ZM147 125V126H146ZM173 125H175V123L173 124ZM228 125V124H227ZM230 125V124H229ZM244 125V124H243ZM26 126V125H25ZM28 126V125H27ZM26 126V127H27ZM86 128H85V127ZM95 126H97V125H95ZM118 126V125H117ZM125 126H126V124H125ZM177 126V125H176ZM175 126V128H177ZM231 126V125H230ZM235 126H237V124H235ZM254 126V125H253ZM33 127V126H32ZM31 127V128H32ZM45 127V126H44ZM44 127H42V128H44ZM47 127V126H46ZM54 127H55V125H54ZM69 127V125L67 126V128ZM78 127H76L77 129H79ZM172 127V126H171ZM218 127V126H217ZM231 127H234L233 126V124H232V126ZM48 128V127H47ZM62 128V127H61ZM64 128V127H63ZM62 128V129H63ZM66 128V127H65ZM75 128V129H76ZM85 128V129H84ZM96 128V131L98 130V132L100 131L99 129H97V127H95ZM98 128H100L101 129V127H98ZM173 128V127H172ZM235 128V127H234ZM240 128V127H239ZM238 128V129H239ZM242 128V127H241ZM240 128V129H241ZM258 128V127H257ZM33 129H35V125H34V128ZM37 129H40V128H37ZM61 129V130H62ZM74 129V130H75ZM73 130L74 132H76V131H78V132H80L81 130V128L79 129V130ZM90 129V128H89ZM93 129H94V127H93ZM93 129L91 128V130L93 131ZM114 129V128H113ZM125 129V128H124ZM123 129V132H127V131H125ZM133 129L132 130H130V132L128 131L127 132V134L129 135L130 133H131V131H133ZM161 129V128H160ZM174 129V128H173ZM239 129V130H240ZM29 131H30V129H28ZM36 130V129H35ZM43 130V129H42ZM45 130V129H44ZM68 131H69V129H67ZM87 130V129H86ZM86 130L85 131H83V134H81V132H80V134L81 135H86ZM122 130V129H121ZM134 130V131H135ZM158 130V132H156ZM236 130V129H235ZM37 131V130H36ZM64 131H66V129L64 130ZM63 130H62V132H64ZM71 131V130H70ZM90 131V130H89ZM89 131H87V132H89ZM101 131L102 132H104V130L103 129H101ZM108 131V130H107ZM230 132L232 131V129L231 130H229ZM238 131V130H237ZM34 132V131H33ZM59 133H60V131H58ZM93 132H95V129H94V131ZM106 132V131H105ZM110 132V131H109ZM119 132H120V130H119ZM28 133V132H27ZM43 133H44V131H43ZM47 133V132H46ZM46 133H44V135L46 134ZM48 133H51V132H48ZM66 133V132H65ZM67 133H69V132H67ZM73 133V132H72ZM100 133V135H99V137H97V135H95L96 137H94V136H92V134H91V131H90V137H87V136H85V138H86V140L84 139V137L83 136H79V138H78V136H77V138L79 139V141L80 142H77L76 140V142L73 140L75 137H76V135H78L77 133L74 135V134H70V135H74V138L72 139V141H74V142H71L70 143V145L71 146H69V149H71V151L69 150V152L68 153H72V154H69V156L70 155H73V154H78V156L76 155L75 157L74 156H72V157H70L72 160H76V158L77 157H80L79 155V152L81 153V157L83 158V156H82V154H85V153H82V151H83V149H85V148H83V147H86V149H87V147H89V146H91V145H93V146H98L99 148H97L96 149V151L95 152H97L96 154H98L99 153V151H98V149L100 150V153H103L105 156H112L113 155V149H115L116 150V148H118V149H121L123 152H124V156H127V155H137V152H135V150H130V149H126L124 146H128L127 144H124V142L122 141V140H124V137H123V139H121V140H116L115 139V137H114V140L113 139H110V138H112L111 137V135H113L114 133L111 131V133H113V134H111L110 133V137H109V133H108V136L105 134V133H103L104 135H102L101 134V132H99ZM136 133V132H135ZM32 134V133H31ZM79 134V135H80ZM88 134V133H87ZM94 134V133H93ZM96 134V133H95ZM117 134V133H116ZM119 134V133H118ZM132 135L134 134V133H131ZM130 134V136L129 137H131L132 135ZM160 134V135H159ZM26 135V134H25ZM24 135V136H25ZM43 135V136H44ZM49 135V134H48ZM56 135H57V133H56ZM67 135H69V134H67ZM66 134H64L63 136L65 137V136H67ZM69 135V136H70ZM120 135V134H119ZM136 135V134H135ZM135 135H134V137H135ZM159 135V136H158ZM27 136V135H26ZM31 136V135H30ZM34 136H35V133H34ZM50 136V138H51V134L49 135ZM61 136V138H63L64 139V137H62V135H60ZM118 136V135H117ZM221 136V135H220ZM22 137V136H21ZM44 137H46V136H44ZM58 137V136H57ZM57 137H55V135H54V138H55V141H56V138ZM68 137V136H67ZM71 137V136H70ZM80 137H83V142L81 141V139H80ZM119 137V136H118ZM118 137H116V138H118ZM166 137V136H165ZM199 137V136H198ZM215 136H213V139H215L214 138ZM222 137V136H221ZM40 138V137H39ZM47 138H48V136H47ZM60 138V139H61ZM126 138H128V136L126 137ZM136 138V137H135ZM139 138V140H140V137H138ZM224 138V137H223ZM31 139V138H30ZM34 139V138H33ZM58 140H59V138H57ZM69 139V138H68ZM77 139V140H78ZM120 139V138H119ZM165 139V138H164ZM167 139V138H166ZM190 139V138H189ZM188 139V140H189ZM194 139H195V137H194ZM192 139V140H189L188 142H182L183 144L181 145V141H180V143H176L177 145H178V147L177 146H175V148L177 147L178 148V150L180 151V152H183V153H185V152H187V151H190V152H193L192 153V155L194 156V159L196 158V155H197V157L198 156H201V153H203V154H209L211 157H212V152H210V150L212 149V151H213V148L214 147H216V146H211L212 144H214V140H212L211 142H210V140L212 139H209V141H206V139H204V141H205V143H207L208 145H206L205 144V146H204V144L201 142V141H199V140H197V139ZM221 139L222 138H220V141H221ZM29 139H27V141H28ZM35 140V139H34ZM41 140V139H40ZM43 140V141H42ZM41 141L42 142H44V138L42 139ZM48 140V139H47ZM53 140V139H52ZM65 140H67L66 138H65ZM69 140H71V139H69ZM85 140V141H84ZM130 140H133L132 138L130 139ZM138 140V139H137ZM138 140V141H139ZM225 140V139H224ZM231 140V139H230ZM21 141V140H20ZM39 141V140H38ZM40 141V142H41ZM62 141V140H61ZM60 141V144L62 143ZM121 141H122V143L124 144L123 146H122V143H121ZM125 141V140H124ZM134 141H135V139H134ZM145 141H143V142H145ZM220 141H219V143H220ZM22 142V141H21ZM33 142V141H32ZM59 142V141H58ZM88 142H89V145H88ZM126 142H128V141H125V143ZM131 142H133V141H131ZM142 142V141H141ZM142 142V143H143ZM166 142H168L167 144H166ZM234 142V141H233ZM239 142V141H238ZM238 142H235V143H233L232 145H231V143H230V141H229V143H230V147H234L235 146V144H236V146L234 147V148H236L237 149V146H238ZM244 142V141H243ZM23 143V142H22ZM25 143V142H24ZM36 143H39V142H36ZM45 143H48L47 141H46V139H45V142L44 143H41V144H39L38 146H37V148L35 147V149L33 148H30L31 149V153H32V150H34L33 151V153L34 154H36V152H37V150L36 149H38L39 151L42 149L43 151H46V152H52V151H54V153H55V151H56V154L55 155H57L58 154V151H60V153L62 152V155L64 154V152L65 151H67L66 149H65V151L62 149V150H60V148H61V145L60 146H58L59 145V143H56V146L54 145V144H51V140L49 139V143L51 144V146L49 145V144H45ZM54 143V142H53ZM67 143V141L65 142L64 141V146H65V144ZM211 143V144H210ZM217 143V142H216ZM215 143V144H216ZM222 143V142H221ZM220 143V144H221ZM226 143V142H225ZM240 143H242L241 141L239 142V144ZM26 144V143H25ZM35 144V143H34ZM42 144H44V145H48V147L47 146H42V147H40V145H42ZM167 146H166V145ZM63 145V144H62ZM68 145H69V143H68ZM88 145V146H87ZM145 145H148L149 146V144H147V143H145ZM180 145V146H179ZM185 145V146H184ZM229 145V144H228ZM245 145H247V142H246V144ZM20 146V145H19ZM32 146H33V144H32ZM36 146V145H35ZM49 146L51 147V150H49ZM53 146H55V147H53ZM129 146H130V144H129ZM128 146V147H129ZM132 146H135V144H133ZM142 146H143V144H142ZM148 146H146L147 148V153L146 154H148L150 157H153V155H154V153L155 152H153V150L152 151H150L151 150V148L150 147H148ZM151 146V145H150ZM151 146V147H152ZM204 146V147H203ZM209 146H210V148H209ZM240 146V145H239ZM23 147V146H22ZM21 147V152L20 153H23L22 151V148ZM25 147H26V145H25ZM29 147H31V146H29ZM59 147V148H58ZM68 147V146H67ZM71 147V148H70ZM72 147L73 148H75V149H72ZM208 148V150H209V152H208V150H207V152H206V150H205V148ZM46 148H48V149H46ZM65 148V147H64ZM76 148H77V150H76ZM80 148H82L81 150H80ZM206 148V149H207ZM230 149L232 152H235L236 151V149ZM46 149V150H45ZM36 150V151H35ZM58 150V151H57ZM74 150H76V151H78V150H80V151H78V153L77 152H75ZM215 150V149H214ZM28 151V149L26 150V152ZM85 151H87L88 152V149L87 150H84L83 152H85ZM142 151V150H141ZM185 151V152H184ZM204 151V152H203ZM221 151V150H220ZM17 152H18V150H17ZM42 152V151H41ZM39 153L37 156H39L40 154L42 155L43 153ZM46 152H44V153H46ZM74 152V153H73ZM87 152H86V154H87ZM158 152V151H157ZM217 152V151H216ZM215 152V153H216ZM19 153V154H20ZM30 153V152H29ZM32 153V154H33ZM54 153H53V155H54ZM60 153H59V155H60ZM89 153V152H88ZM92 153V152H91ZM93 153H94V151H93ZM138 153H140V152H138ZM214 153V154H215ZM219 153V152H218ZM28 153H26V155H27ZM31 154V155H32ZM112 154V155H111ZM142 154V153H141ZM161 154H163V153H161ZM160 154V155H161ZM225 154V153H224ZM17 155V154H16ZM15 155V156H16ZM30 155V154H29ZM58 155V156H59ZM143 155H145V154H143ZM165 155L162 157V159L165 157ZM21 156L23 157V155L21 154ZM214 156V155H213ZM18 156H16V158H17ZM28 157H30V156H28ZM27 156H26V161L28 160L27 158H28ZM50 157V156H49ZM60 157V156H59ZM74 157V158H73ZM80 157V158H81ZM99 157V156H98ZM115 157H117V156H115ZM123 157V156H122ZM143 157V156H142ZM221 157V156H220ZM254 157V156H253ZM18 158H20V157H18ZM24 158V157H23ZM32 159H33V156L31 157ZM30 158V159H31ZM81 158V159H82ZM102 158H104L103 156H102ZM108 158V157H107ZM136 158H137V156H136ZM161 158V157H160ZM213 158V157H212ZM252 158V157H251ZM47 159H48V157H47ZM79 159V158H78ZM109 159V158H108ZM117 159L120 161V159H119V157H117ZM16 160V159H15ZM14 160V161H15ZM24 160V161H25ZM122 160V159H121ZM4 161V160H3ZM17 162H18V159L16 160ZM19 161H21V160H19ZM25 161V162H26ZM34 161V160H33ZM32 161V162H33ZM36 163H32L31 162V164L30 165H32L33 164V167H32V169H30V170H38L39 171V173L41 172L40 170H42L43 171V169H44V171L43 172H41V173H44V172H46L45 171V169H46V165H45V163H44V159L42 160V162H43V166L45 167H43L42 165H41V163H40V159H39V157L38 158H36ZM49 161V160H48ZM90 161V160H89ZM92 161V160H91ZM142 161V160H141ZM13 162V161H12ZM46 162V161H45ZM111 162V161H110ZM26 163H28V162H26ZM26 163H24V164H26ZM30 163V162H29ZM4 164V163H3ZM14 164L16 165V163L14 162ZM18 164V163H17ZM58 164V163H57ZM61 164V163H60ZM11 165H13V163L11 164ZM20 165V164H19ZM27 165V164H26ZM29 165V164H28ZM7 166H8V164H7ZM6 166V167H7ZM14 166V165H13ZM16 166L17 167H19V168H16ZM16 166H14V168H16L17 170L18 169H20L21 168V170H22V168H23V164L21 163V165L20 166H18V165H16ZM41 166L43 167L42 169H41ZM48 166V165H47ZM6 167H5V169H6ZM9 167V166H8ZM54 167H56V166H54ZM11 168V167H10ZM69 168H71V167H69ZM248 168H250L249 166H248ZM4 169V172L7 174V172H6V170ZM9 169V168H8ZM15 169V170H16ZM24 169V168H23ZM27 169H28V166H27ZM55 169H57V167L55 168ZM54 169V170H55ZM21 170H19V172L21 171ZM53 170V169H52ZM244 170V169H243ZM249 170V169H248ZM8 172H9V170H7ZM25 173H26V169L25 170H23ZM32 171H30V172H32ZM34 171L32 172V175L34 174V175H36V171H35V173H34ZM38 171H37V173H38ZM2 172V171H1ZM0 172V173H1ZM13 172V171H12ZM22 172V171H21ZM20 172V173H21ZM245 172V171H244ZM16 173V172H15ZM15 173H13V174H15ZM22 174L21 173V175H22V177H23V175H27V174ZM54 173V172H53ZM57 173V172H56ZM243 173V172H242ZM2 174V176L4 175V173H1ZM0 174V175H1ZM12 174V175H13ZM45 174V173H44ZM64 174H66V173H64ZM69 174H70V172H69ZM68 174V175H69ZM2 176H0V178H2ZM6 176L7 175H5V177H3V179H5L4 181H3V179L1 180V182L2 183H6V180H7V178H8V181H10V179H9V175H8V177L6 178ZM13 176H15V175H13ZM17 177H16V179L18 178V175H16ZM28 177H29V175H27ZM43 175H41L40 177H42ZM48 177H49V175H47ZM47 176H46V179H47ZM64 176V175H63ZM74 176V175H73ZM76 176V175H75ZM30 177H31V173H30ZM34 177H36V176H33V178ZM80 177V176H79ZM78 177V178H79ZM51 178V177H50ZM55 178V177H54ZM15 179V178H14ZM15 179V180H16ZM26 179V178H25ZM32 179V178H31ZM30 179V180H31ZM41 179V178H40ZM56 183H52L53 185L51 186V187H53V188H51V187H49L48 185H50L49 183L48 184H45V185H47L49 188H50V190L48 189V187H45V185H44V183H43V186H42V188H47V190H44V189H42V190H40L39 192H42V191H45V192H48V190H49V194L51 193V191L52 190H54V188L57 186V179H59V177H58V175L56 176ZM66 179V178H65ZM234 179V178H233ZM21 181H22V179H20ZM27 180H28V178H27ZM39 180V179H38ZM69 180V179H68ZM8 181H7V183H8ZM51 182L50 181V179H48L47 181H45L46 183L47 182ZM54 181V180H53ZM52 181V182H53ZM10 182H12V181H10ZM18 182V181H17ZM17 182H16V184H17ZM31 182V181H30ZM35 182V181H34ZM40 182V181H39ZM68 182V181H67ZM96 182V181H95ZM12 183H14V182H12ZM24 183H25V181H24ZM36 183H37V181H36ZM66 183V182H65ZM10 185H11V183H9ZM19 184V183H18ZM26 185L28 184V182L27 183H25ZM38 185L40 184V183H37ZM68 184V183H67ZM56 185V186H55ZM65 185V184H64ZM76 185V184H75ZM3 185H1V187H2ZM6 186V185H5ZM5 186H3L4 188L3 189H5ZM13 186V185H12ZM23 187H25L24 185H22ZM30 186H33V184L32 185H29V187ZM34 186H35V184H34ZM34 186L32 187V189H35L34 188ZM95 186V185H94ZM102 186H104V184L102 185ZM1 187H0V189H1ZM9 187H11V186H9ZM28 187V186H27ZM28 187V188H29ZM36 187V186H35ZM74 187H76V186H74ZM78 187V186H77ZM27 188V189H28ZM61 188V187H60ZM60 188H59V191L61 192V190H60ZM81 188V187H80ZM98 188H99V186H98ZM97 188V189H98ZM103 189H105V187H102ZM20 189H22V188H20ZM24 189H26V188H24ZM41 189V188H40ZM62 190H63V187L61 188ZM67 189V188H66ZM72 189H74V188H72ZM94 189H96V188H94ZM96 189V190H97ZM132 189V188H131ZM2 190V189H1ZM0 190V191H1ZM6 190H7V188H6ZM30 190V189H29ZM28 190V191H29ZM65 190V189H64ZM63 190V192H65ZM68 190H70V189H67V192H68ZM76 190V189H75ZM99 190V189H98ZM109 190L110 189H108V192H109ZM115 190V189H114ZM18 191V190H17ZM22 191V190H21ZM24 191V190H23ZM101 191H102V189H101ZM104 191V190H103ZM102 191V192H103ZM118 190H116V192H117ZM130 192H131V190H129ZM2 192V191H1ZM0 192V193H1ZM4 192H5V190H4ZM26 192H27V190H26ZM26 192H24V193H26ZM58 192V191H57ZM63 192L61 193V194H63ZM101 192V193H102ZM107 192V193H108ZM22 193V192H21ZM20 193V194H21ZM30 193H32V192H30ZM34 193V192H33ZM66 193V192H65ZM64 193V194H65ZM69 193V192H68ZM67 193V194H68ZM75 193V192H74ZM98 193H100V192H98ZM100 193V194H101ZM106 193V192H105ZM105 193L103 192V195H104V197L106 196L105 195ZM29 194V193H28ZM42 194V193H41ZM44 194V193H43ZM70 194V193H69ZM4 195V194H3ZM11 195V194H10ZM13 195V194H12ZM14 195H16V194H14ZM37 195V194H36ZM107 195H109V194H107ZM134 195V194H133ZM20 196V195H19ZM32 196H34L33 194H32ZM39 196V195H38ZM43 196H45V195H43ZM46 196H47V194H46ZM45 196V197H46ZM49 196V195H48ZM47 196V197H48ZM57 195H54V198L56 197ZM58 196H60L61 197V195L59 194ZM57 196V197H58ZM63 196V195H62ZM65 196V195H64ZM72 196V195H71ZM74 196V195H73ZM100 196V195H99ZM118 196V195H117ZM10 197V196H9ZM25 197V196H24ZM35 197V196H34ZM45 197H43V198H45ZM46 197V202H48V198ZM50 197V196H49ZM0 198H1V196H0ZM37 198V197H36ZM41 198H42V196H41ZM64 198V197H63ZM71 198H73V197H71ZM8 199V198H7ZM42 200H44V199H42ZM67 200V199H66ZM6 201V200H5ZM32 201H33V199H32ZM72 201V200H71ZM29 202V201H28ZM36 202V201H35ZM42 202V201H41ZM44 202V201H43ZM46 202H44L45 204H46ZM55 202V201H54ZM33 203V202H32ZM39 203H40V199H39ZM65 203V205H66V202H64ZM69 203V202H68ZM31 204V203H30ZM29 204V205H30ZM41 204V203H40ZM48 204H50V203H48ZM70 204V203H69ZM34 207V209L36 208V206H35V204H32ZM51 205H52V203H51ZM11 206V205H10ZM14 206V205H13ZM44 206V205H43ZM67 206V205H66ZM73 206V205H72ZM30 208V207H29ZM41 208V207H40ZM64 208H67V207H64ZM32 209V208H31ZM60 209V208H59ZM72 209V208H71ZM72 210H74V209H72ZM15 211V210H14ZM33 211V210H32ZM52 211V210H51ZM58 211V210H57ZM57 211H55V213L57 212ZM68 211V210H67ZM52 213V212H51ZM50 213V214H51ZM65 213V212H64ZM59 214V213H58ZM46 215V214H45ZM53 215V214H52ZM47 218V217H46ZM191 220V219H190ZM0 222H1V220H0ZM27 223V222H26ZM59 229V228H58ZM56 233V232H55ZM7 240V239H6ZM2 241V240H1ZM4 241H5V239H4ZM6 243V242H5ZM27 244V243H26ZM26 244L24 245V246H22V249H24V248H28V246L30 245L29 243H28V245L26 246ZM160 245H162V244H160ZM26 246V247H25ZM163 246V245H162ZM165 246V245H164ZM167 247H168V245H167ZM21 248V247H20ZM19 250L21 251V249H18L17 248V250L14 252V253H17V252H19ZM133 254H134V252H133ZM133 254H132V256H133ZM137 254V253H136ZM135 254V255H136ZM12 255H14V254H12ZM134 255V256H135ZM147 255V254H146ZM128 257V256H127ZM129 257H131V255H129Z\"/></svg>", "mask_w": 264, "mask_h": 264}]
</instances>
